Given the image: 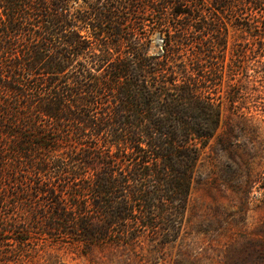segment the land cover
<instances>
[{"label":"trees","instance_id":"obj_1","mask_svg":"<svg viewBox=\"0 0 264 264\" xmlns=\"http://www.w3.org/2000/svg\"><path fill=\"white\" fill-rule=\"evenodd\" d=\"M146 22L162 55L138 37ZM227 26L248 37L230 57ZM243 75L264 84V0H0V264L33 263L40 244L176 241Z\"/></svg>","mask_w":264,"mask_h":264},{"label":"rangeland","instance_id":"obj_2","mask_svg":"<svg viewBox=\"0 0 264 264\" xmlns=\"http://www.w3.org/2000/svg\"><path fill=\"white\" fill-rule=\"evenodd\" d=\"M124 27L128 30L131 24ZM227 32L230 57L231 50L248 37L230 26ZM137 33L147 44L148 54L162 55L163 33L147 22ZM246 59L250 78L258 76L253 69L259 64ZM233 80H241L233 81V89L240 92L237 108L229 110L226 100L220 108L218 127L194 168L176 241L166 246H100L87 255L78 245L40 244L37 260L19 264H264V194L258 183L264 169V84H245L244 75ZM242 84L246 89L242 90ZM227 89L231 90L223 82L219 95L225 96ZM6 206L0 210V218L6 217ZM10 249L3 247L4 251Z\"/></svg>","mask_w":264,"mask_h":264}]
</instances>
